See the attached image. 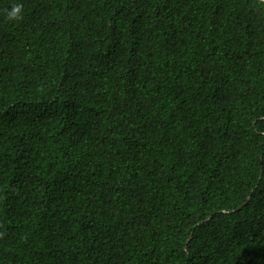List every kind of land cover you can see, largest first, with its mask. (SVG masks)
<instances>
[{
  "label": "trees",
  "instance_id": "trees-1",
  "mask_svg": "<svg viewBox=\"0 0 264 264\" xmlns=\"http://www.w3.org/2000/svg\"><path fill=\"white\" fill-rule=\"evenodd\" d=\"M0 264H264V0H0Z\"/></svg>",
  "mask_w": 264,
  "mask_h": 264
},
{
  "label": "clouds",
  "instance_id": "clouds-1",
  "mask_svg": "<svg viewBox=\"0 0 264 264\" xmlns=\"http://www.w3.org/2000/svg\"><path fill=\"white\" fill-rule=\"evenodd\" d=\"M23 16V6L20 3H16L12 6L10 11L7 12L6 18L11 21H18L22 19Z\"/></svg>",
  "mask_w": 264,
  "mask_h": 264
}]
</instances>
